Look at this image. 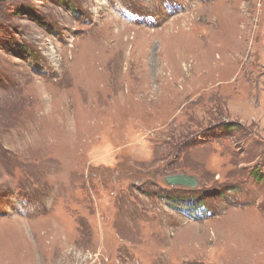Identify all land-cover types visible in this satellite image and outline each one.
<instances>
[{
	"label": "rangeland",
	"instance_id": "1",
	"mask_svg": "<svg viewBox=\"0 0 264 264\" xmlns=\"http://www.w3.org/2000/svg\"><path fill=\"white\" fill-rule=\"evenodd\" d=\"M0 264H264V0H0Z\"/></svg>",
	"mask_w": 264,
	"mask_h": 264
},
{
	"label": "water",
	"instance_id": "2",
	"mask_svg": "<svg viewBox=\"0 0 264 264\" xmlns=\"http://www.w3.org/2000/svg\"><path fill=\"white\" fill-rule=\"evenodd\" d=\"M165 183L174 187L194 188L198 185V179L194 176L178 174L165 178Z\"/></svg>",
	"mask_w": 264,
	"mask_h": 264
},
{
	"label": "trees",
	"instance_id": "3",
	"mask_svg": "<svg viewBox=\"0 0 264 264\" xmlns=\"http://www.w3.org/2000/svg\"><path fill=\"white\" fill-rule=\"evenodd\" d=\"M257 178H258V179H261V177H260V176H259V177L257 176Z\"/></svg>",
	"mask_w": 264,
	"mask_h": 264
}]
</instances>
